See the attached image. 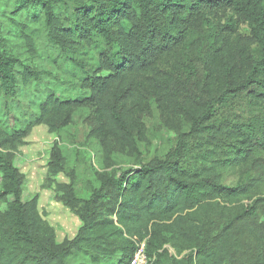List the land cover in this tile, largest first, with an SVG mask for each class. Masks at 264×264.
<instances>
[{"label": "trees", "instance_id": "obj_1", "mask_svg": "<svg viewBox=\"0 0 264 264\" xmlns=\"http://www.w3.org/2000/svg\"><path fill=\"white\" fill-rule=\"evenodd\" d=\"M57 2L22 0V6H41L31 17L53 41L89 44L98 52L94 71L83 78L90 93L83 104L94 107L99 138L133 145L135 133H142L140 114L156 102L185 114L188 133L206 134L212 145L227 142L229 153L215 165L191 169L180 146L127 175L107 178L88 199H78L71 186L69 201L83 224L74 238L57 244L38 210V196L22 200L24 177L5 152L21 144L34 124L58 132L71 123L73 107L81 103L48 98L24 130L9 135L0 126V192L14 198L0 222V264H129L136 243L144 240L150 264H235L248 236L264 243L252 206L195 243V253L177 259L166 246L167 237L194 243L214 204L234 206L249 197L252 184L225 185L218 170L264 150V119L233 127L207 123L215 105L229 97L246 95L264 103V0H59L71 7V16L56 12ZM225 10L236 19L227 17L224 24L211 19ZM242 24L249 34L240 33ZM1 40L0 85L5 95H13L18 61ZM172 58V70L166 69L163 64ZM197 60L205 74L195 90L188 84ZM35 74L25 69L26 80ZM54 160L53 168L60 169L58 148ZM254 264H264V253Z\"/></svg>", "mask_w": 264, "mask_h": 264}, {"label": "rangeland", "instance_id": "obj_2", "mask_svg": "<svg viewBox=\"0 0 264 264\" xmlns=\"http://www.w3.org/2000/svg\"><path fill=\"white\" fill-rule=\"evenodd\" d=\"M57 1L55 11L63 16L68 12L71 16V7ZM35 10L41 11L37 3L25 8L22 0H0L1 45L18 61L14 69L18 77L15 93L5 95L0 85V126L9 135L24 130L40 115L41 106L48 98L81 103L73 107L72 121L68 126L58 132H49L46 124H34L21 144L5 150L24 177L22 200L29 201L38 196V210L54 229L57 244L74 238L83 224L69 201L71 186L78 199H88L107 178L127 175L151 161L166 157L168 153L179 151L180 146L184 149L181 153L183 161L191 169L209 167L227 157V142L220 140L212 145L207 142L206 134L188 133L191 122L185 114L156 102L140 114L142 133H135L133 145H124L114 137L99 138L95 133L98 120L94 107L83 104L90 95L89 89L83 86V78L87 72L94 71L98 52L89 44L71 47L68 40L53 41L44 27L31 17ZM230 16L236 19L229 10L221 11L211 19L224 24ZM240 33L249 34L246 24L241 25ZM206 40H210L209 37ZM172 64H175L173 58L163 66L172 70ZM195 64L196 76L188 85L197 90L205 70L200 60ZM25 69L34 71L35 77L26 80ZM213 110L207 124L233 127L264 119V103L246 95L229 97L215 105ZM55 148L60 150L62 166L57 170L53 168ZM218 171L225 185L252 184L249 197L234 206L221 204L218 207L214 204L209 208L204 229L194 243L167 237V249L177 259L195 253V243L201 244L206 235H216L237 213L250 211L252 206L260 224V235L264 236V150L256 151L251 159L223 166ZM13 199V196L3 197L0 192V222L6 217ZM263 253V241L248 236L235 264L257 263ZM70 264L80 263L73 260Z\"/></svg>", "mask_w": 264, "mask_h": 264}, {"label": "built area", "instance_id": "obj_3", "mask_svg": "<svg viewBox=\"0 0 264 264\" xmlns=\"http://www.w3.org/2000/svg\"><path fill=\"white\" fill-rule=\"evenodd\" d=\"M2 179V171L0 169V182ZM153 257L149 256L146 251L145 241L136 243L134 254L129 264H150Z\"/></svg>", "mask_w": 264, "mask_h": 264}]
</instances>
